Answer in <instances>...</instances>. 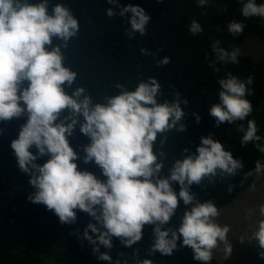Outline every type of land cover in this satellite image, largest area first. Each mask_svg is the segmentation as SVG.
I'll use <instances>...</instances> for the list:
<instances>
[{"label":"clouds","instance_id":"1","mask_svg":"<svg viewBox=\"0 0 264 264\" xmlns=\"http://www.w3.org/2000/svg\"><path fill=\"white\" fill-rule=\"evenodd\" d=\"M209 2L198 0V6L204 8ZM241 3L243 17L264 19V3L258 4L257 0ZM127 13L132 15L126 35L129 38L137 33L145 35L150 15L139 6H121L119 14ZM106 15L112 18L116 13L109 8ZM244 28L243 23L236 21L228 24L233 36L243 34ZM189 31L193 35L202 34L203 28L193 19ZM79 32L78 18L62 3L50 9L49 0H0V122L27 116L11 148L19 169L31 177L29 183L35 192L28 199L54 211L61 224H74L77 211L87 213L96 223L88 224L83 238L95 246L93 254L109 264L112 257L102 253L100 246L112 249L115 237L131 248L142 240L145 226H154L150 256L156 252L173 255L182 238L181 247L190 248L193 258L201 264H210L214 251L221 245L226 259L229 258L230 226H221L217 222L221 213L216 204L212 200L199 202L191 188L216 177L236 176L244 167L242 160L234 158L231 151L210 135L201 137L196 154L174 160L165 174L163 146L168 133L187 132L182 105L187 106L188 100H181L177 92L174 100L161 102L162 86L153 77L138 82L134 90L117 83L119 94L106 95L102 103L94 102L84 87L69 92L78 73L67 66L64 52ZM211 48L216 63H239V48L228 51L220 47V41ZM141 53L153 55L143 48ZM169 63L170 58L165 56L158 66ZM217 83L219 100L209 110L216 126L247 121V128L238 124V131L243 133L241 144L252 143L264 153V137L257 134L255 120L248 119L254 110L247 99L253 95L249 87L253 78L241 80L228 73ZM196 120L197 123L201 120L198 113ZM77 130L90 138L83 148L84 163L94 162L106 180L78 170L75 161L80 157L69 141ZM158 137L161 150L157 152ZM41 158H47L43 165L36 162ZM254 172L264 173V164L257 161ZM252 175L253 172H248L244 179ZM176 183L180 186L178 195L173 187ZM254 189L255 184L250 187ZM232 190L229 185L228 191ZM181 200L186 210L179 226L172 227ZM259 214L264 217V204L259 206ZM251 240L264 249V219L259 220ZM260 256L264 258V251ZM136 264L153 262L137 259Z\"/></svg>","mask_w":264,"mask_h":264},{"label":"trees","instance_id":"2","mask_svg":"<svg viewBox=\"0 0 264 264\" xmlns=\"http://www.w3.org/2000/svg\"><path fill=\"white\" fill-rule=\"evenodd\" d=\"M58 3L69 7L80 22L78 37L72 39L64 52L67 66L78 73L69 92L84 87L94 102L102 103L106 95L119 94L115 87L117 83L134 90L138 82L155 78L162 86L161 102L174 100L177 92L181 94V100H188L187 106L182 105L187 132L168 133V141L163 146L165 174L174 160L196 154L201 137L211 135L225 146V150L231 151L234 158L242 160L244 167L234 177H216L202 186L193 185L191 191L197 200L201 203L212 200L220 211L250 189L257 175L254 172L256 162L264 164V153L252 143L241 144L243 133L238 131V124L243 123L247 128V121L217 127L209 110L219 100V79L226 78L228 73L241 80L251 76L253 84L249 87L253 89V95L247 99L254 110L248 119L255 120L259 129L257 134L264 137V59L240 54L238 64L216 63L211 46L220 41V47L228 51L233 49L219 31L226 32L236 42H264V19L243 17L241 0H210L204 8L198 6V0H117L114 4H109L108 0H49L50 9ZM257 3H264V0H257ZM128 5L142 7L150 15L145 35L137 33L134 38L126 35L132 14L121 16L119 13L121 6ZM109 8L116 13L112 18L106 15ZM193 19L202 26V34L193 35L189 31ZM232 21L245 25L243 34L233 36L229 33L228 24ZM142 48L153 55H143ZM165 56L170 58V63L158 66V61ZM197 113L201 117L199 123ZM26 122V115L0 122V264H109L99 260L98 254H93L95 246L83 238L88 224L96 223L87 213L77 211L74 224H61L54 211L28 199L35 189L29 183L30 175L19 169L11 148V142L18 138L21 126ZM159 139L155 147L157 152L161 150ZM69 141L80 157L75 161L78 170L89 171L98 179L106 180L102 169L94 162L84 163L86 153L83 148L90 143V138L77 130ZM46 159L36 162L43 165ZM248 172L253 175L245 180ZM229 185L233 186L232 192L228 191ZM173 187L178 195L179 184ZM185 210L181 200L170 226H179ZM153 229L154 226H145L142 240L131 248L114 237L112 249L100 246V251L112 257V264L117 261L136 264L137 259H151L153 264H201L193 258L190 248L181 247L182 238L173 255L156 252L150 256ZM89 234L95 238V234ZM210 264L220 263L213 257Z\"/></svg>","mask_w":264,"mask_h":264},{"label":"rangeland","instance_id":"3","mask_svg":"<svg viewBox=\"0 0 264 264\" xmlns=\"http://www.w3.org/2000/svg\"><path fill=\"white\" fill-rule=\"evenodd\" d=\"M219 33L226 43L233 48H239L241 54L252 56L256 60L264 59V42L258 40L236 42L226 32ZM254 184V190H247L233 203L220 210L221 215L217 222L221 226L225 224L230 226L228 239L232 245V254L227 259L223 245L214 251L213 257L220 264H264V258L260 256L264 249H260L258 243L251 240L259 220L264 219L259 214V206L264 204V173L256 175Z\"/></svg>","mask_w":264,"mask_h":264},{"label":"bare ground","instance_id":"4","mask_svg":"<svg viewBox=\"0 0 264 264\" xmlns=\"http://www.w3.org/2000/svg\"><path fill=\"white\" fill-rule=\"evenodd\" d=\"M178 250V249H177ZM177 257V256H176ZM183 260V259H182ZM184 261V260H183ZM173 262H175V261H173ZM196 263V262H195Z\"/></svg>","mask_w":264,"mask_h":264}]
</instances>
